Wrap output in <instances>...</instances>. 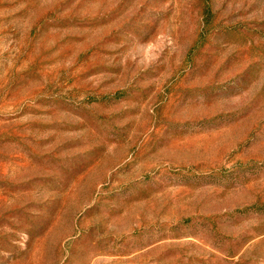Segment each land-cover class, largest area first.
Instances as JSON below:
<instances>
[{
	"label": "rangeland",
	"instance_id": "rangeland-1",
	"mask_svg": "<svg viewBox=\"0 0 264 264\" xmlns=\"http://www.w3.org/2000/svg\"><path fill=\"white\" fill-rule=\"evenodd\" d=\"M0 264H264V0H0Z\"/></svg>",
	"mask_w": 264,
	"mask_h": 264
}]
</instances>
